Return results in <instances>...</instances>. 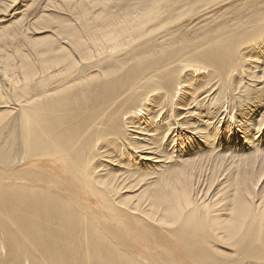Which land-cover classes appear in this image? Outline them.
Segmentation results:
<instances>
[{
  "label": "bare ground",
  "instance_id": "obj_1",
  "mask_svg": "<svg viewBox=\"0 0 264 264\" xmlns=\"http://www.w3.org/2000/svg\"><path fill=\"white\" fill-rule=\"evenodd\" d=\"M108 1L0 0V264H264V0Z\"/></svg>",
  "mask_w": 264,
  "mask_h": 264
},
{
  "label": "rangeland",
  "instance_id": "obj_2",
  "mask_svg": "<svg viewBox=\"0 0 264 264\" xmlns=\"http://www.w3.org/2000/svg\"><path fill=\"white\" fill-rule=\"evenodd\" d=\"M108 3L113 5V6H115V7H117V9L119 10L120 14L123 12L124 5L122 4L121 0H118L117 2L112 0V1H108ZM135 3H137V2L135 1ZM11 13H12V11L11 12L8 11V12H1L0 13V21H1L0 22V54H2L5 50H6L5 51L6 55L9 54V51H10V48H11V46L9 45V41H10L9 36L6 34V31H1V26L7 25L10 22H12L13 20H15L14 17H10V15H8V14H11ZM18 16H20V15H18ZM122 16H124V15H122ZM89 22H90V20H89ZM12 29L13 28H11L10 30H12ZM47 33L48 32L43 33V35H46ZM30 35H32V34H30ZM39 35H42V34H33L32 36L33 37H37ZM223 127H226V125H223ZM221 128H222V125H221ZM176 129H177V126L175 128V131H172V134H171L170 138L165 139L163 141V144L161 143L162 147H163V149H162L163 151L170 150L173 146L175 147L176 150H177V147L179 148V141H180L179 139H178L179 141L177 140L174 145H173V142L171 141L172 136L176 133ZM252 133H254V132H252ZM242 141H244V139H242ZM172 150L173 149H171V152H172ZM174 154H177V153L175 152Z\"/></svg>",
  "mask_w": 264,
  "mask_h": 264
}]
</instances>
